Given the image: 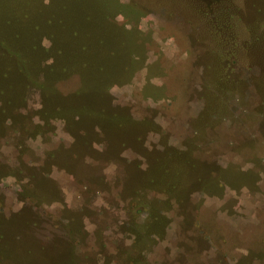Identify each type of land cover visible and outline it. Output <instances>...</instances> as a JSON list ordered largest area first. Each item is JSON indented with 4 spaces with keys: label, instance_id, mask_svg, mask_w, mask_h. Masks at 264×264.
<instances>
[{
    "label": "rangeland",
    "instance_id": "rangeland-1",
    "mask_svg": "<svg viewBox=\"0 0 264 264\" xmlns=\"http://www.w3.org/2000/svg\"><path fill=\"white\" fill-rule=\"evenodd\" d=\"M0 264H264V0H0Z\"/></svg>",
    "mask_w": 264,
    "mask_h": 264
}]
</instances>
